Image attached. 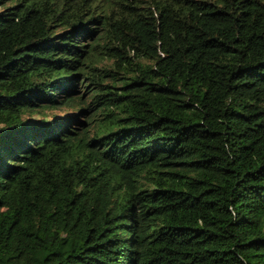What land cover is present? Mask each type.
<instances>
[{"label":"trees","instance_id":"1","mask_svg":"<svg viewBox=\"0 0 264 264\" xmlns=\"http://www.w3.org/2000/svg\"><path fill=\"white\" fill-rule=\"evenodd\" d=\"M0 264H264V0H0Z\"/></svg>","mask_w":264,"mask_h":264},{"label":"rangeland","instance_id":"2","mask_svg":"<svg viewBox=\"0 0 264 264\" xmlns=\"http://www.w3.org/2000/svg\"><path fill=\"white\" fill-rule=\"evenodd\" d=\"M64 114L63 110H54V111H50L48 116L51 117L52 115H61ZM36 118H40V116H35Z\"/></svg>","mask_w":264,"mask_h":264}]
</instances>
